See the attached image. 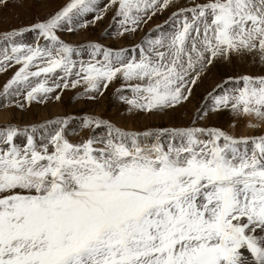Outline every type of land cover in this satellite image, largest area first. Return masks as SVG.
I'll use <instances>...</instances> for the list:
<instances>
[{"label":"snow or ice","instance_id":"obj_1","mask_svg":"<svg viewBox=\"0 0 264 264\" xmlns=\"http://www.w3.org/2000/svg\"><path fill=\"white\" fill-rule=\"evenodd\" d=\"M109 10L112 35L139 40L62 38ZM0 42V72L16 66L0 107L78 86L95 101L118 80L127 113L150 116L187 102L219 60L264 65V0H61L0 29ZM223 110L252 118L255 134L198 123ZM0 264H264V72L225 74L185 126L126 128L88 113L4 121Z\"/></svg>","mask_w":264,"mask_h":264},{"label":"rangeland","instance_id":"obj_2","mask_svg":"<svg viewBox=\"0 0 264 264\" xmlns=\"http://www.w3.org/2000/svg\"><path fill=\"white\" fill-rule=\"evenodd\" d=\"M59 3H61V0H41L40 3H37L36 0H9L7 8L0 7V29L8 27L9 25L27 24L32 20V18L35 15H44L46 12L55 8ZM98 3H101V5H103V3H107V0H98ZM178 3L184 4V3H186V0H178ZM113 15H114V10H109L105 14L103 19L98 21L96 25L89 26L86 30H81V31H78L74 34L62 33L61 34L62 38L65 37L64 39H66V40L79 41V42H83L87 39H92V40H97V41L103 43V39H104L103 37L106 35V37H109L111 39L110 41H112L111 42L112 46L117 45V43H116L117 39L121 40V43H120L121 46H125V45L131 43L133 40H137L138 37H140L139 35L142 33L141 31H138L136 33L135 37H125L124 39H120L116 36H113L112 33L117 30L115 24L112 22ZM167 17H168V13L166 14L165 12H163L162 15H160V18L158 19V24L161 23L162 21L166 20ZM152 25H154V24H152ZM152 25H150V26H152ZM85 36H86V38H85ZM81 37H83V38H81ZM25 39L28 42H31L32 34L26 35ZM0 46H2V42H0ZM108 46H111V45H108ZM231 60H230V62H231ZM252 64L256 65L255 66L256 69H253L251 71V73H262L263 72L264 66L260 65L259 62H256V63L252 62ZM15 67L16 66L13 65V67L9 68L6 72H0V86H2V84L7 80V78L9 76H11L12 72L15 70ZM244 71L245 70H240L238 66L233 67V75H239V74L245 73ZM221 78L222 77L217 78L216 74L212 71L208 72L203 77V80L199 83V85L194 86L195 92L193 91L191 97H193L196 93H198L201 96L203 94L205 95L206 91L210 90V87L213 86L215 82H218ZM118 86H119V81L117 80L114 83H110L108 88L109 89L111 88L112 91L115 92L116 89L118 88ZM82 88H83V86H78L76 89H65L60 94L61 98H63V100L68 102L67 105L73 106L77 103L79 98L83 97L82 95H80V96L77 95L79 92L82 91ZM17 99H19V98H17ZM50 101H55V100L50 99V100L45 101L43 103L33 101L31 104L27 105L25 109H19L15 106H11L8 108H10L13 111V113L16 115L18 112H20V114L22 115V118L20 119V121H16L20 124L29 123V122H42L43 120L51 119V118H46V119L39 118L37 113L35 111H33L32 107H34L35 105L38 107L39 106L47 107V105L49 104ZM21 102H23V101H21ZM3 103L4 102H3L2 98H0V104H3ZM182 104H185V102H182ZM126 108H127V106H124V105H123V107H120V105H119L118 108L117 107H115V108L114 107L113 108L112 107H106V109L103 111L104 113L102 112L101 115L106 117V118H109L113 121L116 120L118 122L119 121L118 119L120 117H122V118H120V120L123 119V116H121V115L128 114L126 111ZM3 109H7V108L0 107V111ZM179 110L180 111H178V113H174L172 117H169L167 115L169 112L156 114V115H158L162 118L161 122H163L164 126H168V125L185 126V125H188L193 120L194 117L192 116L189 119H185V118H187L186 115L188 113V110L186 108H180ZM65 114L72 116V114L74 115V112H72V111L69 112L67 109V110H65ZM81 115H83V114H77L76 116L80 117ZM211 115H213V114H210L209 116H211ZM165 116H167V119L164 118ZM28 117L30 118L29 119L30 121L26 122ZM2 123L3 122H0V124H2ZM198 123L203 124L204 121H198ZM215 127H219V126H215ZM224 129L233 131L232 125H228V127L224 128Z\"/></svg>","mask_w":264,"mask_h":264},{"label":"bare ground","instance_id":"obj_3","mask_svg":"<svg viewBox=\"0 0 264 264\" xmlns=\"http://www.w3.org/2000/svg\"><path fill=\"white\" fill-rule=\"evenodd\" d=\"M183 5V4H181ZM171 11V9L164 11L166 14ZM160 15L162 13L157 14L153 16L152 20L149 22V24L146 26L149 27L152 24H158V19L160 18ZM160 22V21H159ZM151 27V26H150ZM82 35V34H81ZM143 35V32L139 35L140 37ZM83 36V35H82ZM137 40H139V38ZM65 38V37H64ZM83 38V37H81ZM86 38V36H85ZM104 38V39H103ZM103 43L106 45H111L110 41L111 39L109 37H106V35L103 37ZM110 41V42H109ZM117 45H114L113 47H120L121 46V40L117 39ZM86 58V57H85ZM258 62V61H257ZM231 65V66H230ZM238 66L240 70H245L244 72L251 73L253 69H256V65L252 64V61L250 59H240V58H232L230 61H224L219 60L216 62L214 67L210 68L209 72H214L217 76V78L223 77L225 74L233 75V67ZM264 66V65H263ZM264 68V67H263ZM264 72V70H263ZM210 74V73H209ZM195 92V91H194ZM84 97V96H83ZM81 97L78 99L77 103L73 106L67 105L68 102L63 100L61 98L60 100L50 101L47 107L42 106H34L32 107L33 111H35L39 118H52L54 116H63L65 114V110L68 109V111L74 112V115L72 116L77 117V114H100L106 109V107H117L120 105V107L127 106L124 102L120 101L117 96L115 95V92L112 91V89L108 88L105 90V93L103 97L99 98L98 100H89L87 97ZM204 94L201 96L198 93H196L193 97H190V99L185 102V104H182L181 106H178L175 108V110L170 111L167 115L169 117H172L174 113H178L180 111V108H186L188 110L187 118L194 117V113L197 108L201 107V103L203 101ZM121 109V108H120ZM114 112V111H113ZM104 113V112H103ZM122 114V113H121ZM119 115V114H118ZM117 115V116H118ZM29 116V115H28ZM71 116V115H70ZM123 119L120 120V117L118 122L114 120V122H117L119 125L124 126L126 128H134V129H142L144 126H151V127H160L164 126L162 121V118L156 114L153 115H130V114H124ZM30 117V116H29ZM27 118L26 122H29L30 118ZM116 117V116H115ZM22 118V115L20 112L16 114L13 113V111L10 108L3 109L0 111V122H4L6 120H15L20 121ZM114 118V117H113ZM164 118L167 119V116ZM32 119V118H31ZM252 119L250 117H233L232 113L229 110H223L221 112L215 113L211 116H209L206 120H204V125L209 126H219L222 128H227L228 125H232L233 127V120H235V126L233 127V131L237 133H247V134H254L257 130H254L252 128L247 127L248 121ZM79 121L73 120L70 121L69 127L74 128L78 126ZM139 128H138V127ZM229 129V128H228Z\"/></svg>","mask_w":264,"mask_h":264}]
</instances>
